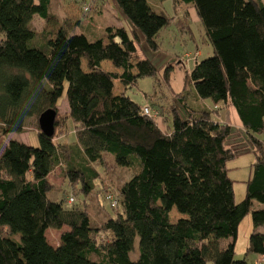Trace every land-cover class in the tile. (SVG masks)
<instances>
[{"label":"trees","instance_id":"1","mask_svg":"<svg viewBox=\"0 0 264 264\" xmlns=\"http://www.w3.org/2000/svg\"><path fill=\"white\" fill-rule=\"evenodd\" d=\"M173 1L193 8L212 56L185 75L192 96L186 86L174 92L176 103H166L157 119L143 109L155 113L162 105H140L126 90L157 75L145 50L157 52L171 18L147 0H112L128 28L105 27L90 37L74 33L80 20L60 24L51 0H0V264H248L235 259L238 226L248 215L254 231L247 252L264 260V209L254 205H264V140L256 137L264 133V1ZM35 16L53 29L36 31ZM171 68H163L164 80ZM65 83L69 112L56 116L53 136L37 126L39 147L10 140L28 120L38 124L43 112L56 110ZM219 108H234L255 157L240 203L227 168L237 157L226 146L233 131L213 118ZM68 121L76 140L55 143ZM107 162L132 173L114 191L115 217L94 221L86 200L79 206L70 196L74 203L64 206L49 196L57 168L88 195L101 176L96 166ZM101 189L105 200L112 196L108 185ZM173 209L182 215L175 222ZM48 229L62 230L57 246Z\"/></svg>","mask_w":264,"mask_h":264},{"label":"rangeland","instance_id":"2","mask_svg":"<svg viewBox=\"0 0 264 264\" xmlns=\"http://www.w3.org/2000/svg\"><path fill=\"white\" fill-rule=\"evenodd\" d=\"M150 7L154 11L163 12L165 16L171 18L170 24L163 28L159 33V48L157 52L151 53L145 50V54L150 58L154 65L158 69V73L155 77H144L138 80L136 86L130 87L126 90V94L135 102L140 105L146 104L151 109L152 105L149 103H158L162 105L158 106V111L155 117H164L163 110L164 105L169 101H175L174 92H182L186 86V90L193 94V87L185 84V75L190 72L196 62H200L206 58L212 56L211 47L205 42L204 30L201 23L198 21L196 13L190 6H179L174 4L173 0L158 1L147 0ZM84 6L89 7L88 12H83ZM112 0H53L51 4V11L56 14L57 20L60 24H63L68 19L74 20L77 17L78 20L86 23L87 21H93L94 26H106L108 24H115V19L112 15H115ZM113 11V12H112ZM74 15V16H72ZM117 18H119L116 15ZM120 19L121 26L127 27L125 20ZM114 21V22H113ZM33 28L38 31L52 30L51 25H47L38 16H35L32 22ZM85 27L75 26L74 33H85ZM130 33V32H129ZM131 34V33H130ZM144 42L140 43V57L144 56L142 48H145ZM145 55V56H146ZM183 64V66H182ZM83 68L85 64L83 62ZM172 67L169 80L163 79V68L165 66ZM185 66V67H184ZM102 67L105 70L112 71L113 66L110 62L105 61L102 63ZM184 67V68H183ZM67 84H64V92L62 97L58 100V106L56 108L57 116L65 117L68 114V104L66 100ZM116 92H122L123 88L118 82H115ZM192 104L195 105V100L189 99ZM204 105L212 109V105L209 100H204ZM178 110L183 115V107L178 105ZM148 108V107H147ZM213 118L217 121H223L228 123L232 127V134L226 141V146L232 148L237 157L228 162V175L234 182L233 191L234 198L237 203H240L246 192V182L251 176L252 165L254 163V154L252 153V144L249 140L247 133L241 127L239 118L234 108H219L216 112H213ZM167 120V119H166ZM162 125V121L159 120ZM27 128L23 133H12L9 135L10 140L24 143L28 146L37 148L39 147L38 133H37V120L34 118L28 120L26 124ZM162 129L166 132L167 127ZM58 136L55 138V143H70L75 140V134L73 131L72 122L66 123V130H56ZM259 140H264V133L256 135ZM96 169L100 173V178L96 182L95 189L88 195H84L81 192L80 185L76 188H71L68 180L64 177V172L61 168H57L50 175L49 181L53 185L50 197L56 202H62L64 206H67V201L70 196H74L77 205H81L84 200L87 201V209L90 213L97 214L93 216V220H103L107 215L112 217L116 216V212L110 208L109 203L105 200L102 185H108V189L114 191L123 184L131 176V171L128 169L114 168L111 165H107L104 168L96 166ZM108 192H105L107 194ZM256 208L264 209V205L254 203ZM121 211V209H119ZM179 218H182L175 209L170 213V221L175 222ZM254 228L252 225L250 215L246 216L240 225L238 226L237 239L235 244V259H246L248 264H264V260L253 253L247 252L248 238L253 233ZM259 231H264V228H260ZM61 231L48 229L47 240L52 246H57ZM229 241V240H228ZM223 242L222 245H225ZM135 250L138 252V241L135 243Z\"/></svg>","mask_w":264,"mask_h":264},{"label":"crops","instance_id":"3","mask_svg":"<svg viewBox=\"0 0 264 264\" xmlns=\"http://www.w3.org/2000/svg\"><path fill=\"white\" fill-rule=\"evenodd\" d=\"M52 1L53 0H51V4H52ZM264 1V0H263ZM114 10V14L115 15H112L113 17H114V19H115V24L113 23H111V24H108V25H106V26H103V27H100V26H94V24H93V21L94 20H91V21H87L86 23H82L81 21H80V23H79V25H82L83 27H85V31H86V34L88 35V36H90V37H94V36H99L102 32H103V30L105 29V27H120L121 26V24H120V17L119 18H117L116 17V15H117V12L115 11V9H113ZM72 16H74V15H72ZM118 16V15H117ZM35 18V17H34ZM76 20L75 21H79L77 18H75ZM114 22V21H113ZM114 69H112V71H113ZM206 106V105H205ZM207 107V106H206ZM207 108H209V109H211L210 107H207ZM220 122H223V121H220ZM163 123V122H162ZM164 126H166L167 127V124L165 125V123H163L162 125H160V127H161V129H162V127H164ZM163 130V129H162ZM168 130V129H167ZM167 132V131H166ZM46 235H47V232H46Z\"/></svg>","mask_w":264,"mask_h":264},{"label":"water","instance_id":"4","mask_svg":"<svg viewBox=\"0 0 264 264\" xmlns=\"http://www.w3.org/2000/svg\"><path fill=\"white\" fill-rule=\"evenodd\" d=\"M57 116V112L54 109H48L43 112L38 118V126L40 132L48 137H52L54 134V122Z\"/></svg>","mask_w":264,"mask_h":264},{"label":"built area","instance_id":"5","mask_svg":"<svg viewBox=\"0 0 264 264\" xmlns=\"http://www.w3.org/2000/svg\"><path fill=\"white\" fill-rule=\"evenodd\" d=\"M143 112H144L145 115H150V116H152L153 118L155 117V114H156V112H155V113L150 112V110H149L148 108H144V109H143ZM155 118H156V117H155ZM106 200H108L111 209H115V208H117V204H118V202H117V199L114 198L113 195H112V196H108V197L106 198ZM68 203H69V204L74 203V198H73V197H70V198L68 199Z\"/></svg>","mask_w":264,"mask_h":264}]
</instances>
